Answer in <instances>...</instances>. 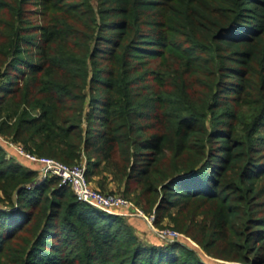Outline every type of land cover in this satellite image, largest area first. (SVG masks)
<instances>
[{
	"label": "trees",
	"instance_id": "trees-1",
	"mask_svg": "<svg viewBox=\"0 0 264 264\" xmlns=\"http://www.w3.org/2000/svg\"><path fill=\"white\" fill-rule=\"evenodd\" d=\"M18 6L0 19V135L85 157L88 182L121 183L155 225L176 211L205 256L264 264V0H39L23 41ZM34 178L0 149V264H212Z\"/></svg>",
	"mask_w": 264,
	"mask_h": 264
},
{
	"label": "rangeland",
	"instance_id": "rangeland-1",
	"mask_svg": "<svg viewBox=\"0 0 264 264\" xmlns=\"http://www.w3.org/2000/svg\"><path fill=\"white\" fill-rule=\"evenodd\" d=\"M18 6V5H17ZM17 6H15L14 1L13 0H0V19L7 21L8 20V14L9 16L12 14L11 11L14 9H18L16 8ZM19 10L21 11V19L22 21L26 22L29 24V30H23L21 33V41L23 40H27V39H38L39 37V32H38V27L41 25V16H40V7H39V0H22L21 5L18 6ZM8 9H10L8 11ZM3 21V22H4ZM23 43L20 44V46H22ZM25 51L28 52V54L24 57H31L30 55H34V50L31 48H23ZM9 144H14L13 141L11 140V138L7 137V136H3L0 135V149H2L3 154L5 155V159H13L15 164L21 165L33 172H35V182L37 180V172H36V167L35 165H32L30 163H28L27 161H25L24 159H22L21 157L17 156L14 151L12 150L11 147H9ZM16 145V144H14ZM80 163L84 164L85 166V172H86V158L83 157L82 160L80 161ZM34 182V183H35ZM102 182V179L100 177L99 178H95L90 180L89 184L91 185V187L100 192V193H112V194H116V195H120L122 196V184L119 182H114L111 181L110 179L105 180V182H102V186L104 187V189L100 188V183ZM61 183V181H60ZM61 185H63L61 183ZM106 187V188H105ZM1 197V196H0ZM125 199L127 201H129L131 204L135 205L134 200L130 197H125ZM6 204V203H5ZM4 203H0V208H4L3 207ZM138 209H140L142 211V213L144 214L145 217H148L149 215H151V213L148 212H144L140 207L136 206ZM155 219L152 225H148L147 222L143 219H132V218H125L126 220H128L127 222L129 223V225L133 228V231L136 233V236L142 240V241H146L149 243H159L161 245L164 244H170V243H174V242H179L182 245H185L187 247H190L192 249H194L199 257H201V259L207 263H212V264H238V263H227V262H223L220 260H216L213 258H210L208 256H205V254L202 252V250L186 235L181 234L180 232L177 231L176 226L173 223V218H177V214L176 211L174 210H168L166 212H164L162 214V218L160 219L159 223L157 225H155V222L157 220L156 218V213H155ZM160 230H170V231H175L176 233H179L185 237H187V239H181L179 241H174V242H169V241H163L160 240L156 237V231H160ZM185 258H183V260L181 261H185ZM182 262V263H183ZM187 262V260H186ZM180 264V263H179Z\"/></svg>",
	"mask_w": 264,
	"mask_h": 264
},
{
	"label": "built area",
	"instance_id": "built-area-1",
	"mask_svg": "<svg viewBox=\"0 0 264 264\" xmlns=\"http://www.w3.org/2000/svg\"><path fill=\"white\" fill-rule=\"evenodd\" d=\"M14 153L35 165L37 180L35 185L47 178H58L63 185H67L73 192L79 203L86 204L107 215L121 218L143 219L148 225H152L155 219V211L145 217L140 209L131 204L120 195L112 193H100L94 190L85 177V166L82 163L66 165L50 158H41L25 152L21 146L9 144ZM32 187V186H31ZM156 237L163 241H179L187 237L170 230L156 231ZM188 240V239H187Z\"/></svg>",
	"mask_w": 264,
	"mask_h": 264
}]
</instances>
